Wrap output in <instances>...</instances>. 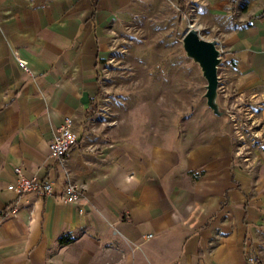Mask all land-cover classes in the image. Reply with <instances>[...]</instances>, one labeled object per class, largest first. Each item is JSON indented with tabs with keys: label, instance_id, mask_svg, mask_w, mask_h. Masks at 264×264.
Segmentation results:
<instances>
[{
	"label": "crops",
	"instance_id": "1",
	"mask_svg": "<svg viewBox=\"0 0 264 264\" xmlns=\"http://www.w3.org/2000/svg\"><path fill=\"white\" fill-rule=\"evenodd\" d=\"M152 1L0 0V264H264V150L237 156L223 116L175 141L153 110L129 127L99 117L98 65ZM209 1L229 19L217 105L248 102L264 133V0ZM63 117L77 141L58 163L47 142ZM15 167L50 195L7 190Z\"/></svg>",
	"mask_w": 264,
	"mask_h": 264
},
{
	"label": "rangeland",
	"instance_id": "2",
	"mask_svg": "<svg viewBox=\"0 0 264 264\" xmlns=\"http://www.w3.org/2000/svg\"><path fill=\"white\" fill-rule=\"evenodd\" d=\"M183 1L182 12L177 0L152 1L118 26L97 69L102 94L98 110L104 122L144 125L147 116L142 114L153 110L156 126L161 125L167 138L175 141L186 130L215 118L205 105V81L196 63L184 54L181 39L193 28L202 39L215 41L217 26L226 28L229 19L215 18L209 0ZM219 56L223 58L222 51ZM222 107L234 114L226 122L237 156L247 157L253 149L263 151L264 133L253 120L248 102L237 99Z\"/></svg>",
	"mask_w": 264,
	"mask_h": 264
},
{
	"label": "built area",
	"instance_id": "3",
	"mask_svg": "<svg viewBox=\"0 0 264 264\" xmlns=\"http://www.w3.org/2000/svg\"><path fill=\"white\" fill-rule=\"evenodd\" d=\"M18 65L23 71L27 72V68L23 61L17 59ZM77 141V135L70 128V120L68 117H63L61 124L57 130L53 133L51 138L47 142V151L49 157L61 163L64 155L69 148ZM15 175L14 181L6 185V189L14 192L16 195H20L27 192H35L40 195H50L51 187L47 182L37 181L33 178H27L23 176L20 169L15 167L13 169ZM61 199L65 203H76L79 199V193L77 189L67 183L62 191ZM79 213L81 209L77 210ZM11 214L15 213V208H11ZM243 264H259L258 261L251 253H245L243 258Z\"/></svg>",
	"mask_w": 264,
	"mask_h": 264
},
{
	"label": "water",
	"instance_id": "4",
	"mask_svg": "<svg viewBox=\"0 0 264 264\" xmlns=\"http://www.w3.org/2000/svg\"><path fill=\"white\" fill-rule=\"evenodd\" d=\"M181 47L184 54L189 57L200 70L205 81L203 97L205 105L217 116H225L228 120L230 115L227 109L217 105V75L216 69L221 61L219 50L214 40H205L199 37L193 28L188 29L182 39Z\"/></svg>",
	"mask_w": 264,
	"mask_h": 264
},
{
	"label": "trees",
	"instance_id": "5",
	"mask_svg": "<svg viewBox=\"0 0 264 264\" xmlns=\"http://www.w3.org/2000/svg\"><path fill=\"white\" fill-rule=\"evenodd\" d=\"M69 241V238H67L65 235H61L58 237L57 242L59 244H63Z\"/></svg>",
	"mask_w": 264,
	"mask_h": 264
}]
</instances>
